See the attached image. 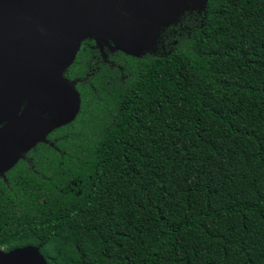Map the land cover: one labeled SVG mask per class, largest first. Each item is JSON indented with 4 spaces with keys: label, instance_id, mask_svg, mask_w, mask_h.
<instances>
[{
    "label": "trees",
    "instance_id": "trees-1",
    "mask_svg": "<svg viewBox=\"0 0 264 264\" xmlns=\"http://www.w3.org/2000/svg\"><path fill=\"white\" fill-rule=\"evenodd\" d=\"M113 0L0 148V251L46 264H264V0ZM31 102V105L29 103ZM31 119L57 120L41 134Z\"/></svg>",
    "mask_w": 264,
    "mask_h": 264
},
{
    "label": "water",
    "instance_id": "water-1",
    "mask_svg": "<svg viewBox=\"0 0 264 264\" xmlns=\"http://www.w3.org/2000/svg\"><path fill=\"white\" fill-rule=\"evenodd\" d=\"M132 2L133 13L143 14L147 1ZM130 24L116 11L113 0H0V119L19 105L24 80L33 79L42 92L58 87L85 38L104 35L121 48L131 37ZM25 119L12 120L0 129V148L23 139L6 136ZM31 123L41 134L58 125L57 120L31 119ZM13 160V156L0 157V169ZM0 264L46 263L38 251L23 248L0 251Z\"/></svg>",
    "mask_w": 264,
    "mask_h": 264
},
{
    "label": "rangeland",
    "instance_id": "rangeland-1",
    "mask_svg": "<svg viewBox=\"0 0 264 264\" xmlns=\"http://www.w3.org/2000/svg\"><path fill=\"white\" fill-rule=\"evenodd\" d=\"M156 264H172L166 257L160 256Z\"/></svg>",
    "mask_w": 264,
    "mask_h": 264
},
{
    "label": "flooded vegetation",
    "instance_id": "flooded-vegetation-1",
    "mask_svg": "<svg viewBox=\"0 0 264 264\" xmlns=\"http://www.w3.org/2000/svg\"><path fill=\"white\" fill-rule=\"evenodd\" d=\"M7 139L11 138V137H6Z\"/></svg>",
    "mask_w": 264,
    "mask_h": 264
}]
</instances>
